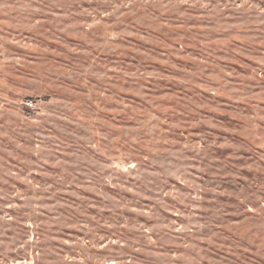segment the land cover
<instances>
[{"label": "rangeland", "instance_id": "1", "mask_svg": "<svg viewBox=\"0 0 264 264\" xmlns=\"http://www.w3.org/2000/svg\"><path fill=\"white\" fill-rule=\"evenodd\" d=\"M0 264H264V0H0Z\"/></svg>", "mask_w": 264, "mask_h": 264}]
</instances>
